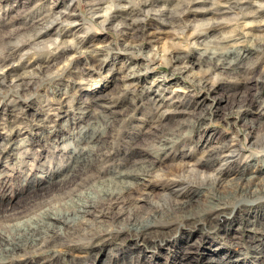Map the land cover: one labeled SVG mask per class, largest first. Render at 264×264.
I'll return each mask as SVG.
<instances>
[{
    "label": "clouds",
    "instance_id": "clouds-1",
    "mask_svg": "<svg viewBox=\"0 0 264 264\" xmlns=\"http://www.w3.org/2000/svg\"><path fill=\"white\" fill-rule=\"evenodd\" d=\"M17 3L0 264H264V0Z\"/></svg>",
    "mask_w": 264,
    "mask_h": 264
},
{
    "label": "rangeland",
    "instance_id": "rangeland-1",
    "mask_svg": "<svg viewBox=\"0 0 264 264\" xmlns=\"http://www.w3.org/2000/svg\"><path fill=\"white\" fill-rule=\"evenodd\" d=\"M25 6V0H18L17 7L15 9L11 10L10 14H17L19 11L24 10ZM19 23V21H17ZM178 79V78H177ZM3 112V109L0 108V113ZM216 131V130H213ZM185 246V243L180 240L176 244L177 252L180 251V248H183ZM204 251L208 252L209 255H215V253H211L207 246H204ZM203 257H201V264H203ZM180 258L177 256H170L167 259H165L164 264H179ZM97 264H100V259H97Z\"/></svg>",
    "mask_w": 264,
    "mask_h": 264
},
{
    "label": "bare ground",
    "instance_id": "bare-ground-1",
    "mask_svg": "<svg viewBox=\"0 0 264 264\" xmlns=\"http://www.w3.org/2000/svg\"><path fill=\"white\" fill-rule=\"evenodd\" d=\"M179 241H180V240H179ZM181 241L183 242V244H184V243L186 244V240L181 239ZM180 249H182V248H180ZM179 264H180V261H179Z\"/></svg>",
    "mask_w": 264,
    "mask_h": 264
}]
</instances>
